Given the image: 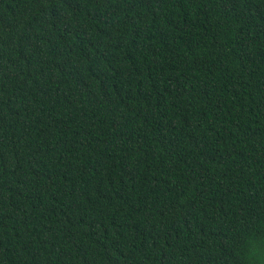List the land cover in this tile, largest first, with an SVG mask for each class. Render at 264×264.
<instances>
[{
    "label": "trees",
    "instance_id": "trees-1",
    "mask_svg": "<svg viewBox=\"0 0 264 264\" xmlns=\"http://www.w3.org/2000/svg\"><path fill=\"white\" fill-rule=\"evenodd\" d=\"M0 264H264V0H0Z\"/></svg>",
    "mask_w": 264,
    "mask_h": 264
}]
</instances>
